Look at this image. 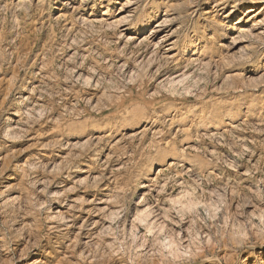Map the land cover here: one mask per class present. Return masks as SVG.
Masks as SVG:
<instances>
[{
  "label": "rangeland",
  "instance_id": "obj_1",
  "mask_svg": "<svg viewBox=\"0 0 264 264\" xmlns=\"http://www.w3.org/2000/svg\"><path fill=\"white\" fill-rule=\"evenodd\" d=\"M0 264H264V5L0 0Z\"/></svg>",
  "mask_w": 264,
  "mask_h": 264
},
{
  "label": "bare ground",
  "instance_id": "obj_2",
  "mask_svg": "<svg viewBox=\"0 0 264 264\" xmlns=\"http://www.w3.org/2000/svg\"><path fill=\"white\" fill-rule=\"evenodd\" d=\"M251 3H252V4H257V5H258V4H263V5H264V0H251ZM158 27H159V26H158ZM243 31H244V30H243ZM162 42H165V39H162V41H160L159 44H161ZM169 58H170V57H169ZM178 77H179V76H178ZM178 77H177V78H178ZM184 77H185V76H184ZM179 78H180V77H179ZM182 80H183V79H182ZM175 84H176V83H175ZM175 84H174V85H175ZM155 213H156V212H151V215H155ZM157 213H158V212H157ZM151 215H149V216H151ZM149 216H148V217H149ZM157 216H158V215H157ZM166 217H167V216H166ZM162 218H163V217H162ZM150 219H151V218H150ZM152 219L155 220L156 218H154V216H152ZM152 219H151V220H152ZM164 219H166V218L164 217ZM156 221H157V220H155V221L153 222V224H155ZM64 222H65V221H64ZM148 224L150 225L151 223H148ZM63 225H64V224H63ZM151 226H152V225H151Z\"/></svg>",
  "mask_w": 264,
  "mask_h": 264
}]
</instances>
